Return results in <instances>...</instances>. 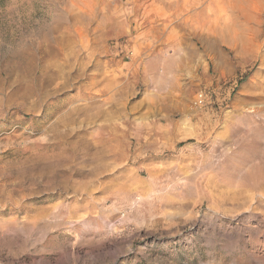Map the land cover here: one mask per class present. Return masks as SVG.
Segmentation results:
<instances>
[{"label":"rangeland","instance_id":"374dc122","mask_svg":"<svg viewBox=\"0 0 264 264\" xmlns=\"http://www.w3.org/2000/svg\"><path fill=\"white\" fill-rule=\"evenodd\" d=\"M263 157L264 0H0V264H264Z\"/></svg>","mask_w":264,"mask_h":264},{"label":"built area","instance_id":"2783aa9c","mask_svg":"<svg viewBox=\"0 0 264 264\" xmlns=\"http://www.w3.org/2000/svg\"><path fill=\"white\" fill-rule=\"evenodd\" d=\"M206 99L207 96L202 92L198 95L197 103L201 106H204L207 103Z\"/></svg>","mask_w":264,"mask_h":264},{"label":"bare ground","instance_id":"6f19581e","mask_svg":"<svg viewBox=\"0 0 264 264\" xmlns=\"http://www.w3.org/2000/svg\"><path fill=\"white\" fill-rule=\"evenodd\" d=\"M67 114H68V113H67ZM108 115H109V114H108ZM71 116H72V114H71ZM94 117H95V116H94ZM67 120H68V119H67ZM64 121H65V120H64ZM72 122H73V121H72ZM77 125H78V124H77ZM70 131H71V130H70ZM65 134H67V133H65ZM70 135H71V134H70ZM66 136H67V135H66ZM68 136H69V135H68ZM59 137H60V136H59ZM65 138H66V137H65ZM60 142H61V141H60ZM65 142H66V141H65ZM263 159H264V157H263ZM242 160H243V159H242ZM252 161H253V160H252ZM260 161H261L260 163L262 164V163H263V162H262V159H261ZM252 163H253V162H252ZM262 165H263V164H262ZM243 166H244V165H243ZM259 167H260V166L257 167V165H253V166H251V169H257V168H259ZM262 167H263V166H262ZM247 174H248V173H247ZM249 174H250V173H249ZM255 181L257 182V183H256V184H257L256 186H257V187H260L261 184L258 183L257 180H255ZM260 190H261V191H260V192H261V195L264 194V189H260Z\"/></svg>","mask_w":264,"mask_h":264}]
</instances>
